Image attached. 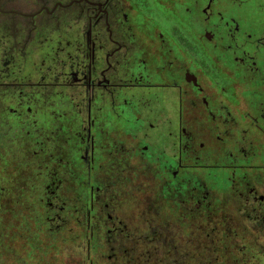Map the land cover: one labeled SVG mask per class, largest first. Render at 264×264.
I'll return each instance as SVG.
<instances>
[{
    "label": "flooded vegetation",
    "instance_id": "1",
    "mask_svg": "<svg viewBox=\"0 0 264 264\" xmlns=\"http://www.w3.org/2000/svg\"><path fill=\"white\" fill-rule=\"evenodd\" d=\"M76 183L87 249H128L132 207L168 221L217 191L264 236V0H0V260L53 249L25 190L54 210Z\"/></svg>",
    "mask_w": 264,
    "mask_h": 264
},
{
    "label": "trees",
    "instance_id": "2",
    "mask_svg": "<svg viewBox=\"0 0 264 264\" xmlns=\"http://www.w3.org/2000/svg\"><path fill=\"white\" fill-rule=\"evenodd\" d=\"M34 174H40L37 168ZM37 181L39 184L40 182L42 184L46 183L43 175L39 176ZM77 187L76 183L75 192L70 195L69 199L63 198L59 188L54 189L55 201L58 204L59 202L61 204V201L66 202L65 205H56L54 210L44 204L46 203L45 199L51 196L41 194V191L45 192L47 190L38 188V196H36L34 189L25 190L27 193L24 197L30 196L29 192H32L34 198H43L44 200L37 205L22 204L23 218L27 217V215L36 214L46 221L45 225L50 222L51 218H64L67 225L73 223L77 226L84 207L82 200L79 199L78 194L80 192ZM88 190L89 188L86 189V192ZM8 192H11V194H7ZM76 193L78 194L76 195ZM10 195L13 197V189L6 191L4 197H9ZM192 209V212L187 210L186 216L183 213V209L179 212L172 210L171 207V209L166 211L168 221L158 220L159 217L163 216H159L162 212L152 209L145 213L155 219L145 221L144 216L141 217L143 214L142 207H137L138 211H136V207H132L131 214L135 217L140 216L137 218V222L143 221L144 224L149 222L155 227V231L160 233L158 237H150L152 242H156V244H150V247L141 245L139 249H88V252L95 251L97 253L94 264L97 260L102 262L101 259L103 260V256H107V252L111 254L107 260L109 261L110 259L113 264H258L260 261H264V251H262L264 244L258 242L257 239L254 241L251 237V230L254 229L240 228V234L238 233V223L241 221L222 218L223 214H231L230 211L232 209L227 207L223 210L217 203L210 208L195 205ZM43 228L42 223H37L29 230L34 232L33 236H35L41 235ZM78 228L81 227L79 226ZM39 237L38 240L42 241ZM261 241L264 242V240ZM103 250L107 251L103 254L98 253L99 251L103 252ZM23 251L31 253L34 252V249H24Z\"/></svg>",
    "mask_w": 264,
    "mask_h": 264
},
{
    "label": "rangeland",
    "instance_id": "3",
    "mask_svg": "<svg viewBox=\"0 0 264 264\" xmlns=\"http://www.w3.org/2000/svg\"><path fill=\"white\" fill-rule=\"evenodd\" d=\"M74 190H75V186L70 184V195L73 192H75ZM217 192H214V195L217 197L216 198L217 202L219 204L220 203L229 204V205H226L225 207H223L220 204V206L222 208L226 209L228 207L229 209H232L230 211V213L235 215V218L240 215L243 218L249 219V220L242 219L245 222H243V223L239 222L238 223V225H239L238 233L241 234L240 228H243V227L248 228V229H250V228L255 229L254 226L257 224H256L255 217H254L255 212H253L254 210L252 208L251 209L253 211L247 212L244 210V208L242 209L240 207L241 203L239 201H236L235 199H233L231 197L228 198V196H227V198H225L223 195H221L219 193V191H217ZM43 220L39 221L37 223H42L44 230L42 233H40L41 235H35V236L37 237V239L40 236L39 238L41 240L49 239V245L52 244L53 249H34V252H31V253L24 252L23 251L24 249H21V263L22 264H94V260H95V258H97V253L95 251H92L91 253L88 252L87 238H85L84 236L78 235V233H79L78 231H80V230H78L79 228H77V226L75 224L69 223L68 226L66 225L63 229H61L62 228L61 222L60 223L56 222L55 224L48 223L47 225H45L46 221L44 220V222H43ZM34 223H36V222H34ZM136 226H137V228H135L134 226H128V228H126V231H124L122 233L116 232L113 239H116V241L117 240L119 241V238H124L123 244L128 249H131V248L139 249V246H141V245L150 247V244H152V245L156 244V242L150 241L151 238H147V237H153V236L148 235L150 233L149 228H147L144 225L143 221L137 222ZM56 227H60V230L58 233V238L57 237H56L57 239H51L50 237L46 238V232L54 233V231L56 230L55 229ZM134 229H135V231H138V234H137L138 238L132 239V238H130V233ZM251 231H252L251 237L253 238V240L255 241L257 239L258 242L264 244V242L261 241V240H264V238H263L264 236L259 234L256 230H251ZM255 232H256V234H255ZM81 237H83V239ZM24 240H26V239H24ZM52 240H56V241L52 242ZM44 245H45V243L42 246H44ZM22 246H23V241H22ZM60 246L63 249H60ZM13 250L14 249H1L3 257L0 260V264H2L3 262L6 263L9 260L8 258L11 259V262L9 264H14V258L15 257H14ZM106 251L107 250H103V252L99 251L98 253L103 254ZM262 251H264V249H262ZM8 253H10L11 255L8 256ZM106 255L107 256H103V258H104L103 260L101 259L102 262L97 260V262L95 264H113V263H111L112 261L110 259H109V261L107 260V258L111 254L107 252ZM88 256H90V257H88ZM258 264H264V261L262 260Z\"/></svg>",
    "mask_w": 264,
    "mask_h": 264
}]
</instances>
